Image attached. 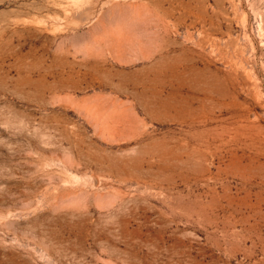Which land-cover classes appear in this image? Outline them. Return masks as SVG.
Wrapping results in <instances>:
<instances>
[{"label": "rangeland", "instance_id": "obj_1", "mask_svg": "<svg viewBox=\"0 0 264 264\" xmlns=\"http://www.w3.org/2000/svg\"><path fill=\"white\" fill-rule=\"evenodd\" d=\"M0 264H264V0H0Z\"/></svg>", "mask_w": 264, "mask_h": 264}]
</instances>
